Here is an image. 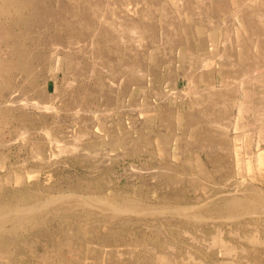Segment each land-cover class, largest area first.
<instances>
[{
    "label": "rangeland",
    "instance_id": "obj_1",
    "mask_svg": "<svg viewBox=\"0 0 264 264\" xmlns=\"http://www.w3.org/2000/svg\"><path fill=\"white\" fill-rule=\"evenodd\" d=\"M56 1L48 0L49 7L52 9L60 7V3ZM177 1L180 4H177ZM251 1L252 3L254 2L253 5L250 3ZM219 2H223V4ZM63 5L68 10L69 18L72 17L70 9L75 7L78 9L80 16H83L88 20L87 22H90L96 28H103V22L97 21V17H95L96 19L94 18L91 6H97L99 13L105 14L104 18L113 22L115 27L123 25L125 29L121 37L123 38V40L121 39L122 44L119 37H117L118 31L115 28H112V30L115 29L116 32L114 30L110 31L119 42L120 52L122 54L108 56L109 53L104 50L103 56H101L102 52L99 54L97 51L103 43L99 40L98 35L91 38L90 34L93 35V33L90 31H85V36H81L79 33L74 34L69 32L70 30L65 24L58 23V25H55L50 20L46 32L42 29H36L31 34L33 36H56L57 39L55 40L59 43V46L62 48L65 47L64 52L55 53V50H53L54 46L53 48L51 46L52 43L39 41L37 39L39 37L35 39L31 36L29 39L17 41L16 45L20 46L35 64L36 90L40 95L38 99L48 106L55 107V111H48L39 117L35 114L32 116H26L24 114L26 116L24 122L13 123L12 125H8V128H3L4 130L0 129V193H2L3 189L7 193L11 192L19 185L21 187L22 184H26L32 188L31 190L43 191L42 193L44 194L47 193L50 186L57 187V189L61 187L68 189V187H74L75 184V188L78 191V186L76 185L82 177L83 181L91 183L93 181H99L101 183L100 186L105 191L117 190L123 184H127V179V182L130 183L129 181L133 180L136 172H142V169L145 171V167L147 171H155V169L158 171V168H164L166 170V167H172L175 170L166 171L170 176L183 179L186 185L188 181L198 183L199 189L197 191L189 189V186H185L187 190L186 196L189 199H193L194 201L191 203L195 205L204 203L207 200L209 201V199L215 198L216 196L226 197L229 195L228 192L230 194L233 193L236 184L240 186L239 184L244 183L243 181H245L246 186L255 187L264 193V17H258L264 16V0H63ZM128 5H130V8L134 7L138 13L128 12L126 10L127 8H125ZM112 6L115 7L112 8ZM219 21H222L220 23L222 26L219 25ZM134 28L139 34L145 31L144 35H139ZM200 29H203L202 32L199 31ZM214 29H217L215 34ZM135 34L139 37H131L132 35L135 36ZM73 36L78 37V43L77 45H71V47L75 48L71 51L72 55L68 57L66 56V47L69 48V45L75 41L71 40ZM133 38L135 40L138 38L142 39L141 42L139 41L141 45L139 44L137 51L140 62L139 70L145 76L142 77V74L140 75L141 77L137 75L138 82L136 84L130 83L125 93H122L124 91L123 89H125L126 82L124 79L125 74L121 72L125 62L123 50L125 53L126 49L130 48V52L128 53L134 55L138 47L136 43L139 42L136 41L135 43ZM0 45L2 46L0 47V54L8 57L11 52L10 47L13 45H8L3 42ZM109 57L110 61L114 64L113 69L107 63ZM206 57H210L211 59L208 58L206 60ZM225 58L232 59H226L225 61ZM227 61L230 64H227ZM224 62L226 63L223 64ZM237 65L241 66L237 67ZM184 66L188 69L186 70ZM252 70L257 71V73L251 74L253 72ZM243 72L249 79L248 77L245 79ZM259 74H262V76ZM259 76L260 78L263 77V80L259 79L260 83L258 80ZM115 78L117 83L114 86L111 99H116L111 101V99H107V95L110 93V88L107 84ZM100 81L105 84L103 94L105 96L103 97L100 96V89L98 87ZM210 86L214 87L212 88ZM14 87L19 88L16 91L18 95L28 99L33 98L34 95L28 90L26 84L18 85L15 83ZM153 92L155 93L152 94ZM158 93H161L164 96L163 98H165V95L169 97L161 101L162 96L160 97L161 94L159 95ZM115 95L116 97H114ZM181 95L182 100L180 99ZM195 95L197 97L194 98ZM207 98L217 101V107L211 104L208 105ZM224 101L227 103V107L221 106L224 104ZM121 107L123 108L121 109ZM128 110L132 111L128 112ZM74 111H78V121L70 117V113ZM97 111L98 113H93ZM161 111L171 114V124L167 123L166 115L161 116ZM21 113L18 111L14 115L19 117ZM110 114L112 115L110 116ZM178 114L179 116H177ZM109 117L113 121H117V119L120 121L122 119L121 123L124 126V131L117 137H106L105 143H96L95 132L99 130L94 125H102ZM55 119L57 121L53 122ZM92 120H94V124L91 126L90 122ZM64 122L71 125L70 129H66L67 125ZM223 126L227 128H223ZM162 129L166 132H163L164 130ZM68 130H70L69 135L63 137V132H67ZM25 131L28 133L26 132L27 134H25ZM47 131L50 132L52 137H58L63 147L67 145L68 150L79 147L77 157L70 156L68 152L66 154L62 153L59 158L52 157L53 153L57 154L59 149L55 144L48 145L46 138ZM85 133L88 134V137H86ZM81 134L82 136L78 137L81 139L76 141L77 136ZM139 134L143 135L142 141L137 138ZM73 136L76 138L70 139ZM163 137L164 139H162ZM118 139H122L124 144L119 147H112V144L117 142L115 140ZM130 139L131 141H129ZM9 142L11 143L8 144ZM33 142L36 143L34 146ZM105 146H108V148L106 147L104 149L103 147ZM126 147H129V150ZM95 148L100 152L94 155L92 151L93 149L96 151ZM201 148L203 150H200ZM212 148H216V151ZM209 149H212L213 152L208 151ZM35 150L40 152L41 157L44 156L49 159L52 157V159L57 160H53L52 162L57 163L54 165L52 163H43L36 157L38 154ZM95 151L94 153L98 152ZM81 152H84L85 155L88 152L89 155L85 158V155H82ZM118 152L120 155L117 154ZM35 153L37 154L36 156L34 155ZM96 155L97 158H95ZM157 165L158 167H155ZM95 166H97L96 169L93 168ZM17 169L18 171H16ZM29 169L34 170L30 171ZM204 171L211 178H205L203 176ZM129 177L131 180H129ZM134 181L136 183L134 187L137 190H141V182H148V186H144L142 192L150 199H153V196L156 194L163 196L170 191L165 186L159 185L157 181L150 185L152 181L151 177ZM136 188L130 189L132 195H134L133 192ZM201 189H204L203 193ZM224 193L227 195H224ZM85 194L92 195V193ZM85 194L78 193V195ZM6 197L8 196L5 195ZM197 197L202 198L201 201L197 202ZM75 211L82 212L84 210L79 207ZM128 218L132 222L127 229L122 230L116 228L113 230L112 235L109 234V242L107 243L106 250L112 251L114 255L117 254L116 251L124 253L132 252L134 255L133 258L139 264H147V257H151V254H153L150 253V248L157 246L156 237L158 235L154 231L146 230V227L140 224H133L138 221L134 215ZM148 218L142 219L147 222L153 220L152 218ZM256 219L253 222L251 221V223L263 234L264 216H257ZM48 220L49 224L45 227H49L50 229L51 225L62 226L66 231L75 233L78 239L84 238L83 235L85 234L83 233V229H88L91 226L84 219H81L77 223L72 216H64L63 214L51 216ZM247 220L250 221L251 219L243 218L240 223H244ZM229 224L232 226L229 227L228 223H225L221 225V228L236 231L237 223L233 224L230 221ZM137 227L141 228V230L138 231L136 229ZM157 227L163 234L161 235L160 233L159 235L161 241L163 242L165 238L167 244H172L171 246L174 248L172 250L177 253V258L179 260L188 259L184 248L180 252L181 242H178L177 239H171L167 230L160 223ZM49 229L47 228L46 230L49 231ZM91 229L88 230L90 231ZM237 229L240 230L239 235L243 236V229L241 227ZM106 231L108 229H101V235H106ZM49 233L51 234V232ZM132 233H134L133 236ZM193 233L196 234L194 230ZM22 234H24V237L21 236ZM215 234L216 230L210 228L206 236L207 241L212 242L211 238ZM19 235L23 240L36 243L37 238L35 236H27L25 232H21ZM225 236L227 240L233 241L232 243L236 245L239 252L243 243L237 238H231L228 234ZM144 237L146 238L144 239ZM123 238L127 240L128 244L122 241ZM150 238L152 240H149ZM73 242V252H78V263L93 264V260L89 259L86 253L89 247L95 248L98 246H89L81 240L76 241L75 239ZM147 244H151V246ZM33 248L34 250L38 249L35 253L43 252L41 245L36 244ZM17 253L23 254L25 260L17 257L15 262L13 261L14 264H41L37 260H33L35 261L33 262L28 257L31 254L27 250L19 249ZM127 258H129V255L124 260ZM228 258L226 256H219L208 259L197 256V261L203 259V262L198 264H229ZM115 260H117L116 257ZM3 261H0V264L6 263V261ZM224 261L227 262L224 263ZM247 263L254 264L246 259L241 264Z\"/></svg>",
    "mask_w": 264,
    "mask_h": 264
},
{
    "label": "bare ground",
    "instance_id": "obj_2",
    "mask_svg": "<svg viewBox=\"0 0 264 264\" xmlns=\"http://www.w3.org/2000/svg\"><path fill=\"white\" fill-rule=\"evenodd\" d=\"M256 1H258V0H256ZM56 2L60 3V7L52 9L48 5V0H0V43L3 42V43H6L8 45L9 44L13 45L10 47L11 52H10L8 57H4V55L2 56L0 54V129L8 128L9 127L8 125H12L13 123L15 124V123L24 122V118L26 116H29V115L32 116L35 114V115H38V117H39L48 111H52V112L55 111V107L50 106V105L48 106V105H46V103H43L41 100L38 99V97L40 95L38 94V91L36 90V88H37L36 81L37 80H36L35 73H34L35 64L32 60H30L31 58L26 55L24 50L20 46L16 45L17 41L29 39V38H31V36L35 39L37 37H39V38H37L39 41L51 42L52 48L54 46L53 50H55V53L56 52L61 53V51L64 52L65 47L62 48L59 46V43H57L55 40V39H57L56 36H50V35L33 36L31 34L36 29H42L44 32H46V30L48 28L49 20L52 21L55 25H58V23L59 24L60 23L65 24V26L68 27V29L70 30L69 32H72L74 34L79 33V34H81V36L82 35L85 36L86 34H84V32L90 31L93 33V35L90 34L91 38L98 35L99 40L102 41V43H103V45L97 51V53H99V54L102 52L101 56H103L104 50H105V52L109 53L108 56H110V55L118 56L119 54H122V52H120L119 42L111 34L110 31L114 30V32H116L115 29L118 31L117 37H119V40L121 41V44H122L123 38H121V37L123 36L124 29H125L123 25H120V26L118 25V27H115L113 22H110L108 19L104 18L105 14H101V12L99 13V11L97 10V6H91L92 7L91 11H92L94 18L97 17V19L95 18L97 21L103 22L102 23L103 28L99 29L98 27L97 28L95 26L93 27L90 22H87L88 21L87 19H85L83 16H80L78 9H76L75 7H72L70 9L72 17L69 18L68 17V10H66V6L63 5V0H57ZM219 3L223 4V2H219ZM250 3H252V1ZM253 3H252V5H253ZM177 4H180V3H178V1H177ZM129 6L130 5H128V7H125V8H127L126 10L128 12L129 11L131 13L134 12V14L138 13L136 11V9H134V7L130 8ZM113 7H115V6H112V8ZM248 8L250 9V7H248ZM248 8H247V10H248ZM256 15H258V13H256ZM259 15H260V13H259ZM238 17H240V16H238ZM258 17L262 18L264 16L262 15V16H258ZM259 18H257V19H259ZM221 22L220 21L218 22L219 25H221L220 24ZM262 24H261V26H262ZM78 28H79V30H78ZM112 28H115V29L112 30ZM202 30L203 29H200L199 31L202 32ZM214 30H215L214 31V34H215L217 29H214ZM130 31H132V30H130ZM135 31H136V29H135ZM128 33H129V35H131L130 32H128ZM144 33H145V31L142 33L140 32L141 36H143ZM132 34H134V33H132ZM137 36L135 34V36L132 35L131 37H137ZM141 38H138L139 40L137 38H136L137 40H135L133 38V41L135 40V43H136V41L141 42L142 41ZM130 39L132 40V38H130ZM71 40H75V41L69 45V48L66 47L67 48L66 56H68V57L72 55L71 51L75 47H71V45H73V44L77 45L78 37L73 36V39H71ZM140 42L136 43V44H138L137 45L138 47L136 48L134 55H131L130 53H128V52H130V48H127L125 53L123 50V58H124V61L126 63L124 62V64H123L124 67H123V70L121 72H124V74H125L124 79L126 82H125V89H123L124 91H122V93H125L126 88L130 83L136 84L139 80L137 78V75L140 76L143 73V72H140V70H139V63L140 62H139V54L137 51V49L139 48ZM152 44H154V43H152ZM0 47H2V46L0 45ZM77 49H78V46H77ZM52 53H54V52H52ZM192 57H194V56H192ZM208 58H210V57H208ZM208 58L206 57V60ZM220 58H222V57H220ZM101 59H103V58L101 57ZM226 59H228V58H225V61H226ZM230 59H232V58H230ZM230 59H228V60H230ZM188 61L190 62V60H188ZM107 63H109L110 68L113 69L114 64L112 61H110V57L107 60ZM225 63L226 62H224L223 64H225ZM228 63L229 62L227 61V64ZM217 66H218V64H217ZM239 66H241V65H239ZM239 66L237 65V67H239ZM201 67H202V64H201ZM257 67H258V65H257ZM225 68H227V67H225ZM228 68H230V67H228ZM185 69L187 70L188 68L185 67ZM200 69H202V68H200ZM230 69H233V68H230ZM103 71H104V69H103ZM104 72H106V71H104ZM255 72L257 73V71H253L251 74H253ZM178 73L182 74L180 72H178ZM243 74H244V72H243ZM251 74H250V76H251ZM262 74H259V75L262 76ZM162 75H163V73H162ZM143 76H145V75L142 74V77ZM254 76H256V75H254ZM260 76H259L258 80L263 78V77L260 78ZM244 77L246 79L248 76L246 77L244 74ZM242 78H243V76H242ZM225 79H227V78H225ZM248 79H249V77H248ZM228 80H231V79H228ZM15 83H17L18 85L26 84L28 87V90L32 93V95H34L33 98L28 99L26 97L18 95L16 91H18L19 88L17 89L14 87ZM116 83H117L116 78L113 79L111 82H108L107 86L110 88V93L107 95V97H108L107 99H111V97H112L111 94L113 92V89H114V86L116 85ZM259 83H260V80H259ZM68 85H70V84H68ZM98 87L100 89V96L101 97L105 96V95H103L104 90H105L104 89L105 84L102 81H100L98 84ZM210 87H212V86H210ZM260 90H261V88H260ZM175 92H176V90H175ZM154 93L155 92H153L152 94H154ZM184 93H185V91H184ZM184 93H183V95H184ZM158 94L160 95L161 93H158ZM175 94H174V96H175ZM258 94H259V92H258ZM43 95H44V93H43ZM161 96H162V94L160 95V97ZM114 97H116V95ZM163 97L164 96L161 97V101L166 100L169 96L165 95V98H163ZM195 97H197V96L195 95L194 98ZM85 98H86V96H85ZM115 99H113V100H115ZM180 99L182 100V95H181ZM113 100L111 99V101H113ZM206 101L208 102V105L211 104V105H215V107H217V105H216L217 101H215L214 99L207 98ZM223 103H222L223 105H221V106L227 107V103L225 101ZM136 105H138V104H136ZM122 108L123 107H121V109ZM104 110H105V108H104ZM18 111L22 112V113L20 114L19 117H16L14 114H15V112H18ZM129 111L130 110H128V112ZM89 113H91V112L89 111ZM93 113L96 114V113H98V111L93 112ZM95 114H94V116H95ZM105 114H104V116H105ZM107 114H109V113L107 112ZM219 114H221V112H219ZM101 115H102V113H101ZM111 115L112 114H110V116ZM165 115H166L167 123L171 124V122H172L171 114L169 112L161 111V116H165ZM177 116H179V114ZM70 117H72L74 120L78 121L77 120L78 119V111L71 112ZM56 118H57V116H56ZM109 119H110V117H109ZM109 119L107 121H105V123H103L102 125L101 124H97V125L95 124L94 125V127H97V129L99 130L98 132H95V141L99 140V142L96 141V143H100V142L105 143L106 137H109V136L110 137L111 136L117 137L118 135H120V133H122L124 131V126L121 123L122 119L120 121L118 119H117V121L116 120L113 121V120H111V119L109 120ZM94 120H92V122H90L91 126L94 124L93 123ZM54 121H57V120L55 119V120H53V122ZM137 122H138V120H137ZM62 123H63V120H62ZM65 124L67 125L66 129L67 128L70 129L71 125H68L67 123H65ZM136 125H139V124H136ZM217 126H219V125H217ZM133 127H134V125H133ZM224 127L225 126H223V128ZM225 128H227V127H225ZM24 130H26V129H24ZM24 130H22V131L24 132ZM45 130H43V131H45ZM162 130H164V129H162ZM219 130H220V128H219ZM22 131H20V132H22ZM40 131H41V129H40ZM26 132L27 131H25V134L28 133V132L27 133ZM163 132H166V131L164 130ZM69 133H70V130H68L67 132H63V137H66V135H69ZM46 134H47L46 138L48 140L47 141L48 145H54L55 144L59 149L58 153L57 154L53 153L52 157H54V158L58 157L59 158V156L62 155V153L66 154V152H68L70 154V156L77 157L79 147L78 148L74 147V148L68 150L66 147L67 145L63 147V145L60 144L62 142H60V139L58 137L57 138L52 137V135L48 131L46 132ZM239 134H241V133H239ZM93 135H94V133H93ZM81 136H82V134L77 136L76 141L79 139L78 137H81ZM22 137H24V136H22ZM73 137L70 139L76 138V137H74V138ZM86 137H88V134H86ZM137 138H138V140H141L143 138V135L139 134V136ZM22 139L25 140L24 138H22ZM162 139H164V137ZM115 141H117V142H115L113 144L111 142L112 147H115V146L119 147V146L124 144L122 139L121 140L118 139ZM129 141H131V139ZM155 141H156V138H155ZM22 142H24V141H22ZM113 142H114V140H113ZM10 143L11 142H9L8 144H10ZM107 143H109V142L107 141ZM3 144H5V143H3ZM35 144L36 143L33 142V146ZM24 145H26V144H24ZM69 146H73V145H69ZM106 147L108 148V146H105L103 148L105 149ZM134 147H135V144H134ZM22 148H24V147H22ZM63 148H65V149H63ZM212 149H209L208 151H212ZM215 149H213V150H215ZM20 150H21V148H20ZM200 150H203V148H201ZM94 151L95 150L93 149L92 153L94 155L100 152L97 149H96V151H98V152L95 151L96 153H94ZM104 151L107 152L106 150H104ZM84 152H81L82 155H85ZM143 152H144V150H143ZM166 152L168 153V151H166ZM36 153L34 155L35 156L37 155L36 157H38V159L45 164L52 163L54 165L57 163V162H52L53 160H55V159H52V157L49 159V158H45L44 156L41 157L40 152L36 151ZM159 153H161V152H159ZM210 153H208V154H210ZM117 154H119V152ZM211 154H213V153H211ZM82 155H79V156H82ZM88 155H89V153L87 152V155H85V158ZM132 155H134V154H132ZM4 158H6V157H4ZM81 158H83V157H81ZM95 158H97V155ZM2 160H4V159H2ZM55 161H57V160H55ZM135 161H136V159H135ZM96 165H97V163H96ZM15 166H17V165H15ZM21 166H23V165H21ZM132 166L134 167V165H132ZM96 167L97 166H95L93 168L96 169ZM155 167H158V165ZM150 169H152V168H150ZM165 169L166 170H164V168L163 169L158 168V171H156V169H155V171H151V170L147 171L146 167H145L146 172L144 171V169H142L144 172L143 171L142 172H136L135 171L137 174L135 173V175H134V173H133V175H134L133 180H131V178L129 177V180H131V181H129L130 183L127 182L128 181V179H127L128 176H127L126 177V179H127L126 183L127 184H123V186L121 187L122 189L117 188V190H111V191H105L100 186L101 183L99 181H96V182L93 181V183H91L88 181H83L82 180L83 177L81 179L82 181L79 179L80 182H78V184L76 185V186H78V191H77V188H75V184H74V187H68V189H65L64 187L57 189V187L54 188L53 186H50L48 188V190L46 189L47 190L46 194L42 193L43 191L40 192V191L31 190L32 188L28 187L26 184H22L21 187H19L20 185L19 186L17 185L19 188L16 187V189H13V191L8 192V193H7V191H5L3 189L2 193H0V261L4 260V261H6L7 264H14L13 261L15 262L17 257L25 260V257L23 256V254L17 253V251L19 249H21V250L24 249V250L29 251V253L31 255L28 257L31 258L32 261L37 260V261H40L41 264H79L78 263L79 262L78 252L74 253L73 247H72L74 245L73 240L75 239L76 241L81 240L83 243H85L86 245H89V246H91V245L92 246L93 245L98 246L95 248L89 247V249L86 253V255H88V258L93 260V264H139L133 258L134 255L132 252L124 253V252L116 251L117 254L114 255V254H112V251L106 250L107 243L109 242V240H108L109 234L112 235L113 230L116 228L122 229V230L127 229L128 226L131 225V222H132V220L128 217L134 215L138 221L136 223H133V224H140L141 226L146 227V230L149 229L151 231H154L156 233V235H158V237H156L157 246H155V248H150L151 249L150 253H153V254H151L152 255L151 257H147V259H146L147 264H198V263H202L203 259L197 261V256H200L202 258L203 257L208 258V259H211L214 257H219V256H226V257H229L228 258L229 259L228 262H230L229 264H241L243 260L245 261V259L253 262L254 264H264V231L262 234L258 230V228L254 227L253 224L251 223V221L253 222L254 220H257L256 219L257 216H259V217L261 215L264 216V193L262 191L258 190L255 187L246 186L245 181H243L241 179L244 183H240L239 184L240 186H237L238 184H236L235 185L236 187L234 188L235 190L233 191L232 194H230L229 192H228L229 195L224 193V195L225 194L227 195L226 197H222V196L217 197L216 196L215 198L209 199V201L207 200L204 203H199V204L195 205V204L191 203L194 200L189 199L186 196L187 190L185 189V186H189V189H193V190L197 191L199 189L198 183H196L194 181H188V183L186 185V182L183 179L174 178V177L170 176L169 173H167L168 171L175 170V168L166 167ZM29 170L31 171L32 169H29ZM16 171H18V169ZM89 171H93V170H89ZM102 171H103V169H102ZM66 175H68V174H66ZM203 176L205 178H211V176L206 174L205 171L203 172ZM148 177H151V179H152V181L150 182V185L154 184V182L157 181L159 183V185L165 186L166 189H170L169 193L165 194L163 196L155 193L156 195L153 196V199H150L148 196L144 195L142 192L144 186H146V187L148 186L147 185L148 182L147 183L141 182L142 188H141V190L138 189L139 191L137 190L136 187H134L136 184V183H134L135 182L134 180L148 178ZM140 181H142V180H140ZM58 183H60V182H58ZM62 183H63V181H62ZM109 184H111V183H109ZM93 185H96V186H93ZM131 188H136V190H134V192H133L134 195H132L130 193ZM151 188H152V186H151ZM149 191H150V189H149ZM52 192L55 194H53ZM201 192L203 193L204 189ZM78 193H83V194L92 193V195H90V194L86 195L85 194L86 195L85 196V195H78ZM5 195L8 197L5 198ZM207 197H210V196H207ZM201 199L202 198L197 197L196 201L197 202L201 201ZM79 207L81 209H83L84 211H82V212L75 211V209L79 208ZM59 214H63L64 216L70 215V216H72V218L77 223H78V221H81V219H84L86 222H89L91 225L88 229H90V228H92V229L90 231L87 228L83 229L84 230L83 233L85 234V235H83L84 238L78 239V236H75V233L70 232V231H66L65 228H63L62 226H55L53 224L54 226L51 225V227H50L51 230L49 229V227H45V226H48V224H49L48 218H50L51 216H58ZM147 217L152 218L153 220L150 222H147V221L142 219V218H147ZM65 218H67V217H65ZM243 218H250L251 220L250 221L247 220L244 223H240L241 219H243ZM230 221L233 222V224L237 223L236 228H235L236 231H234V230L229 231V230H224L223 228H221V225H223L225 223H228V226L231 227L232 225L229 224ZM66 222H67V219H66ZM158 222L161 224V226H163L167 230L171 239L172 238L177 239L178 242L179 241L181 242L182 245H181V251L180 252H182V250L184 248L186 251V253L185 252L184 253L187 254L188 259L179 260V258H177V256H176L177 253H175L172 250V249H174L171 246L172 244H167L165 238L163 239L164 240L163 242L161 241L159 235H160V233H161V235H163V234H162V231L159 230V228L157 227L159 224ZM156 223H158V224H156ZM240 227L244 231V233L242 232L243 236L239 235L240 230L237 228H240ZM47 228L49 229V231L46 230ZM104 228L108 229V231H106L107 232L106 235H101L100 230L101 229L103 230ZM210 228H213L216 230V234L214 235L213 238H211L212 242L207 241V237H206L207 232ZM136 229L138 231L141 230V228H138V227ZM83 230H81V231H83ZM193 230L195 231L196 234L193 233ZM226 231H228V233H226ZM21 232H25V234H27V236H30V237L35 236V238H37L35 241L36 243L21 239L20 237L24 235V234H22L20 236L19 233H21ZM49 232H51V234ZM133 234L134 233H132V236H133ZM227 234L229 236H231V238H233V237L237 238L241 241V243H243V245L239 249L240 250L239 252L236 248V245H234L232 243L233 241L227 240L225 238L226 237L225 235H227ZM18 235H19V237H18ZM165 236H168V235H165ZM212 236H213V234H212ZM145 238L146 237H144V239ZM152 238H150L149 240H152ZM122 241L124 243L128 244L126 239L123 238ZM164 242H166V243H164ZM173 243H174V241H173ZM36 244L41 245V250L43 251L42 253H39V252L35 253V251L38 250V249L34 250V248H33V247H35ZM143 244H144V242H143ZM148 244H149V242H148ZM173 245H175V244H173ZM148 246H151V244ZM178 248H179V245H178ZM127 255H129V258L124 260V258ZM115 257L117 260H115ZM139 261H140V259H139ZM33 262H35V261H33ZM220 262H222V261L220 260ZM226 262L224 261V263H226Z\"/></svg>",
    "mask_w": 264,
    "mask_h": 264
}]
</instances>
